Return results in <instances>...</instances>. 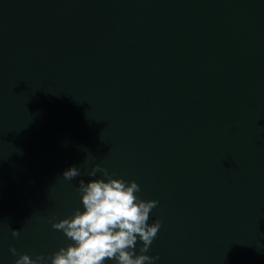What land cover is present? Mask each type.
I'll return each mask as SVG.
<instances>
[{
	"label": "water",
	"instance_id": "1",
	"mask_svg": "<svg viewBox=\"0 0 264 264\" xmlns=\"http://www.w3.org/2000/svg\"><path fill=\"white\" fill-rule=\"evenodd\" d=\"M97 164L154 264H264V0H0V264L71 243Z\"/></svg>",
	"mask_w": 264,
	"mask_h": 264
},
{
	"label": "clouds",
	"instance_id": "2",
	"mask_svg": "<svg viewBox=\"0 0 264 264\" xmlns=\"http://www.w3.org/2000/svg\"><path fill=\"white\" fill-rule=\"evenodd\" d=\"M101 172L107 179L79 180L77 191L81 194L83 210L77 208L71 217L52 219V228L63 232L71 241L60 247L50 257L43 254L35 258L21 253L15 264H154L158 256H150V246L157 236L161 222L149 224V214L158 205L157 200L137 197L140 186L135 180L113 178L99 164L86 174L96 176ZM81 176L79 168L72 166L63 172L65 180ZM13 237L20 231L12 229ZM141 242L139 252L137 243ZM12 255L17 249L10 246Z\"/></svg>",
	"mask_w": 264,
	"mask_h": 264
}]
</instances>
